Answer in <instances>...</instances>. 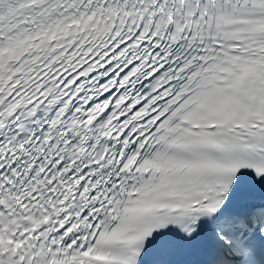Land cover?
I'll use <instances>...</instances> for the list:
<instances>
[{"label":"snow or ice","instance_id":"snow-or-ice-1","mask_svg":"<svg viewBox=\"0 0 264 264\" xmlns=\"http://www.w3.org/2000/svg\"><path fill=\"white\" fill-rule=\"evenodd\" d=\"M0 264H264V0H0Z\"/></svg>","mask_w":264,"mask_h":264}]
</instances>
